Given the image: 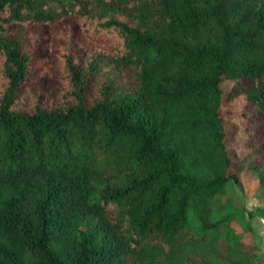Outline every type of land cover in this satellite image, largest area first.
<instances>
[{
	"label": "trees",
	"instance_id": "16d2710c",
	"mask_svg": "<svg viewBox=\"0 0 264 264\" xmlns=\"http://www.w3.org/2000/svg\"><path fill=\"white\" fill-rule=\"evenodd\" d=\"M238 96L264 186V0H0V264H264L211 204Z\"/></svg>",
	"mask_w": 264,
	"mask_h": 264
},
{
	"label": "rangeland",
	"instance_id": "374dc122",
	"mask_svg": "<svg viewBox=\"0 0 264 264\" xmlns=\"http://www.w3.org/2000/svg\"><path fill=\"white\" fill-rule=\"evenodd\" d=\"M37 62L40 66H43L45 58L39 57L37 58ZM39 72L42 78L47 73V69L41 68ZM47 75H49L50 81L45 87H47V91H51L50 84L56 82V75H59V71L55 68L50 73H47ZM230 84L231 82L228 79H225L221 83L223 94L226 93ZM242 104V96L234 97L233 99L225 98L221 109L226 128V144L229 148L232 162L242 160L243 168L240 173V182L236 183L230 179L224 189L214 195L211 204L215 218L225 212L235 210V207L240 208V205L245 208L246 218L252 226L253 231L243 230L241 223L238 221H233L232 225L239 231L243 230L242 236L244 240L254 245L259 257H263L264 212L256 209L258 206H264V186L259 182L258 171L250 165L252 148L246 144L245 139L252 132V126H244V116L241 112ZM248 212H251L252 216L248 215Z\"/></svg>",
	"mask_w": 264,
	"mask_h": 264
}]
</instances>
